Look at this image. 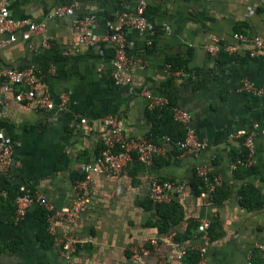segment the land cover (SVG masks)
<instances>
[{"label": "crops", "instance_id": "crops-1", "mask_svg": "<svg viewBox=\"0 0 264 264\" xmlns=\"http://www.w3.org/2000/svg\"><path fill=\"white\" fill-rule=\"evenodd\" d=\"M7 1L16 19L38 22L59 6L72 5L73 13L46 19L45 30L28 40L18 31L14 42L0 48V67L34 65L36 94L47 92L55 103L42 110L19 102L15 94L25 86L0 80V134L13 142L9 166L0 172V188L6 191L0 196V264H63L60 240L68 224L55 218L53 230L43 234L38 206L17 217V184H27L57 209L70 206L82 165L95 161L109 132L102 117L116 115L127 138L149 135L152 109L143 89L165 96L162 88L170 79L174 106L189 113L188 124L205 146L194 152L167 146L150 165L134 159L115 175L92 171L90 201L74 222L73 261L185 264L187 250L198 251L201 259L204 248L198 264H264V251L255 247L264 245V96L242 88L244 79L264 88V53L249 54L254 37L264 44V0H146L152 28L128 32L127 52L137 62L123 72L125 85L112 79L114 45L82 43L78 19L95 14L93 30L104 35L135 0ZM240 33L245 40H238ZM212 42L234 44L237 50L213 55L205 48ZM171 58L188 70L170 69ZM61 95L67 102L59 109ZM240 129L252 133L250 165L234 164L248 157L243 138L236 136ZM198 167L221 178L211 200L199 195ZM152 176L184 184L170 188V201L159 207L149 199ZM161 214L169 226L163 227ZM203 218L211 222L207 240L197 229ZM137 246L150 252L134 258Z\"/></svg>", "mask_w": 264, "mask_h": 264}, {"label": "built area", "instance_id": "built-area-1", "mask_svg": "<svg viewBox=\"0 0 264 264\" xmlns=\"http://www.w3.org/2000/svg\"><path fill=\"white\" fill-rule=\"evenodd\" d=\"M135 5L131 10L120 11L115 20L108 25L107 32L104 35H99L94 32L93 26L97 20L95 14H87L78 19L79 24L83 28V33L80 37L82 43L86 45H94L100 42H110L115 47L114 71L112 79L116 85H125L127 83L123 76V72L137 60L128 54L127 41L128 32L131 29L143 32L150 30L152 27L145 17V9L147 6L146 0H135ZM73 13V6H59L46 16V19L53 17H62ZM46 19L41 21H32L28 18L16 19L10 15L9 5L7 0H0V48L8 43H12L18 37L17 32L20 31L19 37L28 40L33 33H40L47 26ZM238 40H245L244 34L237 35ZM253 48L250 51L251 57H257L264 53V44L259 37H254ZM47 45L46 42L43 43ZM206 50L210 54H217L220 51H225L230 54L235 53L237 47L234 44L221 45L217 42H212L206 45ZM168 67L171 69L170 64ZM0 80L7 82L10 85H23L25 90H19L15 94V99L19 102L33 105L42 110H51L55 107L53 99L47 92L36 94L35 85L39 81V75L34 65H29L21 68H6L0 67ZM242 88L253 95H263L264 88L256 87L250 80L244 79ZM143 94L148 98V107L150 109L163 108L170 106V101L166 96H156L148 88L143 89ZM67 98L65 95L60 96L58 108L62 109L66 106ZM173 118L186 128V135L183 139L173 140L169 135H162L160 140L156 142L150 135H142L137 137L127 138L122 132L121 124L114 114H106L102 117V122L108 127L109 132L103 141V145L93 163L83 164L81 170L83 175L77 180V196L73 203L68 207L57 209L55 205L48 201L43 195L31 191L27 184L19 185L17 192L13 197L15 214L17 217H24L27 212L34 206H38L46 213L47 228L53 230V221L58 218L69 226V232L65 233L61 238V256L63 264H78L72 259L78 239L74 233V222L78 218L83 206L90 201V173L92 171H103L109 174L120 173L134 159L145 165H150L153 159L164 153L166 147H177L181 150L194 152L202 149L205 144L198 140L194 130L189 126L190 115L181 107L171 106ZM84 121V119H82ZM236 136L243 138V142L248 149V157L241 161H236L234 164L250 165L253 161L250 158L252 155V133H248L244 129L236 132ZM13 151V142L9 136L0 134V172L5 170L10 163ZM196 176L201 180L203 190L199 193L204 200H211L218 186L222 181L219 176H211L208 170L204 167H198ZM183 182L176 180H160L155 176L150 178L149 199L153 204H161L170 201V195L167 193L170 188H181ZM6 191L0 188V196H5ZM210 220L200 219L197 229L202 238L205 240L209 237ZM151 244L156 243L155 239L149 240ZM256 248L264 251V245L256 244ZM201 253L205 249H200ZM150 249L144 246L132 247V256L137 258L141 255H146ZM201 259L203 261V256ZM204 264V263H203Z\"/></svg>", "mask_w": 264, "mask_h": 264}, {"label": "trees", "instance_id": "trees-1", "mask_svg": "<svg viewBox=\"0 0 264 264\" xmlns=\"http://www.w3.org/2000/svg\"><path fill=\"white\" fill-rule=\"evenodd\" d=\"M167 63L170 64L172 70H181V69H183L184 71L188 70L187 68L184 67L185 64L183 62H180V60H177L175 58L168 59ZM172 81L173 79L167 81L166 84L164 85V88H162V93L169 98L171 105L163 108H158V107L154 108L149 113V118L151 122V130L149 135L155 141H158L161 135H169L173 140L183 139L185 135L184 125L175 121L173 118L171 106H174L175 103L173 102V99L170 97L171 89L173 87ZM194 184L197 186L196 188L200 190L201 183L198 181L197 178L194 181ZM18 187L19 184H17L15 188V193L17 192ZM162 205L164 204H160L158 206L160 207ZM40 211H41V218L44 223V228L42 232L43 234H46V229H47L46 213L43 209H41ZM161 217L164 220L163 227L169 226L171 222L168 221L167 216L161 214ZM199 259H200V253L196 250H190V251L187 250L183 257V261L185 262V264H198Z\"/></svg>", "mask_w": 264, "mask_h": 264}, {"label": "water", "instance_id": "water-1", "mask_svg": "<svg viewBox=\"0 0 264 264\" xmlns=\"http://www.w3.org/2000/svg\"><path fill=\"white\" fill-rule=\"evenodd\" d=\"M70 16H72V15H70Z\"/></svg>", "mask_w": 264, "mask_h": 264}]
</instances>
